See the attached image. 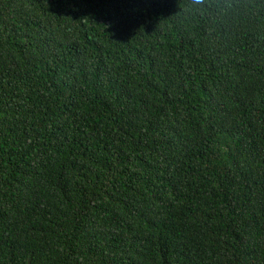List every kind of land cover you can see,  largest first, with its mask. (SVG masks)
Wrapping results in <instances>:
<instances>
[{
	"label": "trees",
	"instance_id": "16d2710c",
	"mask_svg": "<svg viewBox=\"0 0 264 264\" xmlns=\"http://www.w3.org/2000/svg\"><path fill=\"white\" fill-rule=\"evenodd\" d=\"M0 264H264V0H0Z\"/></svg>",
	"mask_w": 264,
	"mask_h": 264
}]
</instances>
